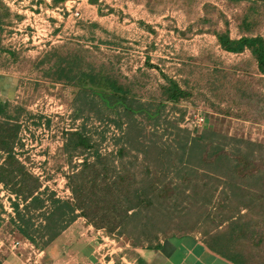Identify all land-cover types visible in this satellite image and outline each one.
Masks as SVG:
<instances>
[{
  "label": "rangeland",
  "instance_id": "374dc122",
  "mask_svg": "<svg viewBox=\"0 0 264 264\" xmlns=\"http://www.w3.org/2000/svg\"><path fill=\"white\" fill-rule=\"evenodd\" d=\"M53 1L0 0V18L3 20L0 26V100H7L10 111L16 110L19 114L17 121L20 127L13 149L25 170L38 178L33 194L39 190L45 192L41 195L44 198L51 192L60 198H71L72 193L66 184L67 174L80 167L78 164L82 156L77 154L69 159L62 145L66 129H74L81 120L74 115L77 87L68 81L52 79L55 76L53 63L71 51L80 56L79 65L83 68L92 63L94 66L112 64L119 80L132 84L141 101L159 100L161 86L166 84L165 76L189 90L191 95L180 99L176 109L166 103L158 123L149 127L157 134L158 140L171 142L172 149L186 143V135L196 132L192 123L198 124L201 131L203 120H199L204 113L212 114L207 124L222 130L227 128L226 135L264 139V117L255 122L252 107L240 102L238 93L230 87L226 88L224 79L214 76L212 69L217 66L231 73L232 79H243L255 91L262 93L263 100L264 75L257 71L247 49L239 53L223 50L209 26L200 22L206 15V7L210 9L208 15L218 28L226 27L230 37L260 34L264 38V11L258 14L260 20L252 31L248 32L240 26L248 0H96V3L71 0L68 3L70 10L65 9L66 0L57 4ZM31 10L39 13L34 21L28 15ZM28 21L32 22L33 30L37 32H30L25 26ZM92 23L97 26L92 28L93 33L89 31ZM181 32L186 33L183 35ZM111 36L117 37L119 43L111 45L98 39ZM222 110L238 116L227 115ZM163 118L177 123L182 130L175 134L174 125L165 129ZM98 129H101V124H98ZM111 132H118L113 124L105 130L102 151L115 149L109 137ZM231 142V145L246 149L245 141ZM177 149L180 150L179 147ZM135 153L131 149V155H125L123 160L126 164L132 160L131 169L138 172L136 181L139 182L143 174L138 169L144 159L141 153L134 157ZM4 154L0 151V161ZM178 160L175 156L174 161L179 163ZM153 161V158L150 159L151 168H158ZM210 182L216 183L213 179ZM216 184V195L223 192L222 188L230 191L222 181ZM258 187H253L252 195L255 197L264 195V189ZM12 197H16L15 192L10 190L9 184L0 181V240L4 241L0 249V264H23L18 250H22L23 257H31L30 264H43L45 261L52 264H121L137 248L130 244L125 234L116 230L95 229L82 214H78L58 235L43 245L41 243L45 238L36 234L35 239L40 246L35 245L10 220V216L14 215ZM16 198L21 206V196ZM49 203L46 198V206ZM262 212L259 208L258 215L250 214L256 219L264 218V215L260 216ZM40 221L43 222V219L36 218L35 225ZM170 224L173 225V222ZM203 224L201 230L213 228L208 221ZM220 226L224 229L225 222ZM256 232L262 235L264 224L257 226ZM11 234L25 242L24 250L18 248L12 252L6 247V239ZM200 237L202 235L199 234ZM254 238L244 237L236 242L243 254L244 264H264V235L260 240ZM105 251H111L110 255Z\"/></svg>",
  "mask_w": 264,
  "mask_h": 264
},
{
  "label": "trees",
  "instance_id": "16d2710c",
  "mask_svg": "<svg viewBox=\"0 0 264 264\" xmlns=\"http://www.w3.org/2000/svg\"><path fill=\"white\" fill-rule=\"evenodd\" d=\"M64 1L54 0L53 3ZM90 1L96 3V0ZM248 1L240 26L249 32L260 20L258 14L264 11V0ZM204 10L206 15L200 22L209 26L221 48L232 53L247 49L257 71L264 75V38L260 34L232 38L226 27L219 29L208 15L210 9L204 7ZM2 23L0 18V26ZM96 27V24H90L89 31L93 33L92 28ZM181 33L184 35L186 32ZM98 39L111 45L120 41L115 36ZM70 54L73 57L68 56ZM70 54L58 57L53 63L55 76L52 79L68 81L77 87L74 115L81 120L74 129H66L62 144L69 159L77 154L82 156L78 164L80 167L67 174L66 184L72 193L71 198H60L51 192L46 197L50 202L46 206V198L41 196L44 191L36 190L37 193L33 194L38 178L25 170L13 149L20 127L17 121L19 114L16 110L10 111L7 100H0V151L5 152L0 161V181L9 184L16 197L21 196V206L16 197L11 200L14 215L10 216L19 232L35 245L38 244L36 234L45 238L41 243L43 245L58 235L78 214H82L95 229L116 230L125 234L133 246L151 251L161 247L162 238L198 232L202 235L201 242L211 250L236 264H244L243 254L236 242L244 237L260 240L264 235V232L262 235L256 232V227L264 224V218L256 219L250 214L258 215L259 208L264 211V195H252L254 186L264 189V139L226 135L227 128L222 130L207 124L212 114L204 113L201 131L198 124L192 123L196 132L186 135V143L178 144L181 152L178 147L172 149L171 142L158 140L157 134L149 127L158 123L166 103L176 109L180 99L191 95L189 90L165 76L166 84L161 86L159 100L141 101L132 84L119 80L112 64L94 66L92 63L83 68L79 65L80 56H76L74 51ZM240 67L237 66L238 69ZM212 70L214 76L224 79L226 88L230 87L238 93L240 102L252 107L255 122L264 117L262 93L255 91L243 79H232L231 73L217 66ZM222 111L227 115H236ZM182 116L181 112L180 119ZM162 120L166 124L165 129L174 125L175 134L182 130L177 123L165 118ZM95 122L101 124V129L97 130ZM111 124L118 129L117 134L111 132L109 135L115 149L105 152L101 150V143L106 136L105 130ZM231 140L245 141L246 149L231 145ZM131 149L136 151L134 157L141 153L144 159L138 169L143 174L139 182L136 181L138 172L131 169L132 160L129 164L123 160L125 155H131ZM175 156H178L179 163L174 161ZM152 158L158 168H151ZM210 179L216 183L222 181L230 191L222 188L223 192L216 195L217 184ZM263 215L264 212L260 216ZM38 217L43 222L35 225ZM207 221L213 228L201 230L202 224ZM223 222L226 227L221 229Z\"/></svg>",
  "mask_w": 264,
  "mask_h": 264
},
{
  "label": "crops",
  "instance_id": "0c3cea01",
  "mask_svg": "<svg viewBox=\"0 0 264 264\" xmlns=\"http://www.w3.org/2000/svg\"><path fill=\"white\" fill-rule=\"evenodd\" d=\"M200 239L198 232L162 238V245L158 250L135 248L136 250L128 254L129 258L126 257V264H236L230 258L211 250ZM110 252L105 251L108 255Z\"/></svg>",
  "mask_w": 264,
  "mask_h": 264
},
{
  "label": "built area",
  "instance_id": "2783aa9c",
  "mask_svg": "<svg viewBox=\"0 0 264 264\" xmlns=\"http://www.w3.org/2000/svg\"><path fill=\"white\" fill-rule=\"evenodd\" d=\"M71 0H66L65 1V9L66 10H70V8H69V5H68V3L70 2ZM78 12H76V14H77ZM28 15H31L32 16V19H33V21L35 20V18H36V16H39V13L38 12H34L33 10H31L30 11V14H28ZM29 17V16H28ZM27 20H29V18L27 19ZM39 21L40 22H43V20H41L40 18H39ZM35 23V22H34ZM25 26H27V27H29V29H30V32H33L34 30H35V32H37V30L36 29H34L33 30V26H32V22H30V21H28L27 23H25ZM199 121H202V118L199 120ZM12 198H14V197H12ZM9 236V238L8 239H6L7 241V245H6V247L10 250V251H14V250H16V249H18V248H23V250H24V248L26 247L25 245H23V244H25V242L24 241H22V239L21 238H19L18 236H15V235H13V234H11V235H8ZM26 244H28V243H26ZM3 245H4V241L3 240H0V249L3 247ZM22 246V247H21ZM30 247H32V246H30ZM19 251V253L22 255V258H23V264H30V256H28V257H23V252H22V250H18ZM19 255V254H18ZM35 262V261H34ZM122 263H126V260H124L123 262H121V264ZM37 264V263H36ZM43 264H52V263H43Z\"/></svg>",
  "mask_w": 264,
  "mask_h": 264
}]
</instances>
